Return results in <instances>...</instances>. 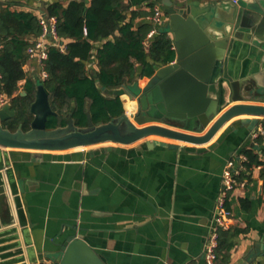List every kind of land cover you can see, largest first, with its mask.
I'll use <instances>...</instances> for the list:
<instances>
[{"label":"crops","instance_id":"obj_1","mask_svg":"<svg viewBox=\"0 0 264 264\" xmlns=\"http://www.w3.org/2000/svg\"><path fill=\"white\" fill-rule=\"evenodd\" d=\"M55 1L0 0L10 3L12 11L32 12L38 18L47 16V7ZM60 1L67 7L73 0ZM210 1L173 0L179 5L197 2L201 9L211 6ZM151 18L138 19L135 25ZM151 33V38L156 35ZM169 36L175 52L172 64L177 50L173 35ZM242 46L238 44L232 55L235 66L231 72L238 79L261 56L259 49L251 52V44ZM24 67L36 85L34 102L43 81L42 69L30 58ZM87 69L93 74L98 71L96 56L87 62ZM141 71L138 65L134 84L146 91L156 71L151 77H141ZM25 84L26 79L19 82L22 96L27 95ZM120 99L124 115L132 120L137 101L128 95ZM129 102L136 104L134 113L126 109ZM236 104L264 102L244 100L228 107ZM75 109L73 101L71 114ZM66 118L68 124L73 122L70 114ZM245 118L249 117L231 119L203 145L148 136L127 145L107 141L63 151L0 146V264L47 261L49 253L64 250L65 243L78 235L84 236L106 264H207L206 243L215 225L227 169L239 170V180L246 183L229 197L227 230L239 229L241 234L216 264H264L263 165L247 169L244 160L245 151L253 150L264 162V144L254 137L264 126V118H254L256 125L243 123ZM166 125L183 130L174 122ZM206 132L199 129L196 134ZM243 174L246 177L240 179Z\"/></svg>","mask_w":264,"mask_h":264},{"label":"water","instance_id":"obj_2","mask_svg":"<svg viewBox=\"0 0 264 264\" xmlns=\"http://www.w3.org/2000/svg\"><path fill=\"white\" fill-rule=\"evenodd\" d=\"M210 2L212 7L207 5L201 9L197 2L179 5L173 0H163L160 6L164 24L160 33L173 35L176 61L163 67L155 65L153 83L146 91L137 83L103 89L108 96L128 95L137 101L132 120L123 115L95 126L88 110L86 128H78L71 122L66 127L49 130L47 122L57 114L40 82L30 106L33 119L28 130L23 123L15 131L5 127L4 123L16 117V111L11 110L10 103L0 109V146L63 151L107 141L127 145L148 136L203 145L235 117L247 116L242 122L256 125L258 121L254 118H264V105L228 106L244 100L264 102V0ZM238 44L244 48L251 44V52L261 50L260 58H255L253 68L241 79L231 72L235 66L232 55ZM165 121L174 122L183 130L173 129ZM199 129L207 132L197 135ZM46 260L54 264H106L83 235L66 242L64 250L49 253Z\"/></svg>","mask_w":264,"mask_h":264},{"label":"trees","instance_id":"obj_3","mask_svg":"<svg viewBox=\"0 0 264 264\" xmlns=\"http://www.w3.org/2000/svg\"><path fill=\"white\" fill-rule=\"evenodd\" d=\"M162 2L90 0L87 3L86 0H73L65 7L56 0L47 7L48 15L57 19L59 38L57 45L49 47L44 67L48 78L42 81L49 94L51 108L57 114L49 118L47 129L66 127L68 114L76 127L86 128L88 104L95 126L122 117L125 111L121 99L106 95L103 89L134 84L138 65L142 66L141 77H151L155 65L164 66L175 59L168 33L157 31L151 38L149 34L156 27L152 20L138 27L135 25L138 19L153 17L155 7ZM10 7V3L0 2V94L9 98L16 117L4 126L15 131L23 123L24 129L28 130L32 122L30 106L36 85L27 78L24 66L29 59L31 40L40 37L43 30L38 16L32 12L12 11ZM98 44L101 45L94 54ZM93 56H96L98 65L94 74L87 69V62ZM24 79L26 96L19 94V82ZM73 101L76 109L71 114ZM135 105L127 103V111L134 113ZM259 141L262 143L263 139L260 137ZM245 155L247 169L263 165L264 176V162L259 156L253 150L245 151ZM245 177L243 174L240 179ZM227 208L230 209L229 200ZM240 234L239 229L220 231L217 260L224 258L234 247V239Z\"/></svg>","mask_w":264,"mask_h":264},{"label":"built area","instance_id":"obj_4","mask_svg":"<svg viewBox=\"0 0 264 264\" xmlns=\"http://www.w3.org/2000/svg\"><path fill=\"white\" fill-rule=\"evenodd\" d=\"M164 12L162 7L159 5L155 7V15L151 18L154 23L155 30L152 31L153 36L157 29L163 24ZM42 26V34L40 37L31 40V44L28 49L30 59H35L41 66V78L42 80L48 78V73L45 70V62L48 59V50L51 45H57L59 38L57 34V19L54 16H45L39 18ZM1 48V46H0ZM10 102L9 98L4 94H0V109ZM164 125V124H162ZM165 126V125H164ZM255 138H262L264 144V126L254 134ZM246 161L247 158L244 157ZM240 171L227 169L223 175L222 189L217 206L215 225L212 228L211 234L206 243L205 260L207 264H216L217 262V248L219 243V235L221 230L228 228V219L230 218L231 211L227 208V201L229 200L230 194L237 188H244L246 183L239 180ZM38 264H54L49 261H44Z\"/></svg>","mask_w":264,"mask_h":264}]
</instances>
